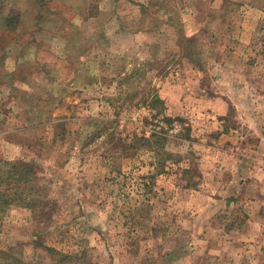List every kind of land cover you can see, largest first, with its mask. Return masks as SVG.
Wrapping results in <instances>:
<instances>
[{
  "label": "rangeland",
  "instance_id": "rangeland-1",
  "mask_svg": "<svg viewBox=\"0 0 264 264\" xmlns=\"http://www.w3.org/2000/svg\"><path fill=\"white\" fill-rule=\"evenodd\" d=\"M141 2L0 0V174L34 163L44 201L3 229L63 264H171L192 246L171 207L218 190L222 150L264 145V0H162L157 21Z\"/></svg>",
  "mask_w": 264,
  "mask_h": 264
},
{
  "label": "crops",
  "instance_id": "crops-1",
  "mask_svg": "<svg viewBox=\"0 0 264 264\" xmlns=\"http://www.w3.org/2000/svg\"><path fill=\"white\" fill-rule=\"evenodd\" d=\"M115 1L117 5L126 2L130 5L144 6L141 0L134 3H131V0ZM163 5L162 0H158L156 6L159 11L156 12L154 21L161 19L163 14H160V8ZM195 37L198 36H193ZM193 38L185 36L186 40ZM191 51L189 52L193 54ZM87 75L88 73H85V77ZM67 84V87H71L82 85L83 82L80 76H75ZM251 145L250 143L241 145L236 149L238 152L222 150L225 170L218 183L220 185L218 190L187 191L184 193L188 199L185 205L171 207L173 222L170 224L171 227L188 231L191 239L189 243L192 242L190 247L194 245L193 250L187 246L185 250L184 246L171 249L169 254L171 264L179 262L188 264L191 257L194 264H264V152L260 154L262 149L264 150V145L259 148L255 146L260 152L255 154L258 156L253 155ZM19 161L5 160V163L17 164ZM38 209V206L31 208L12 205L0 217V243L5 244L0 245V250L9 258L4 260L0 257V264L57 263L50 254V250H55V247L44 238L37 241L34 234L15 235L9 228L3 229V224L6 225L12 212L25 213L26 219H29V215L36 213ZM25 224L28 225V222ZM17 245L25 249L24 254L15 253ZM158 253L151 264H165L164 261H169L168 257L163 258L158 256Z\"/></svg>",
  "mask_w": 264,
  "mask_h": 264
},
{
  "label": "trees",
  "instance_id": "trees-1",
  "mask_svg": "<svg viewBox=\"0 0 264 264\" xmlns=\"http://www.w3.org/2000/svg\"><path fill=\"white\" fill-rule=\"evenodd\" d=\"M4 17V16H3ZM17 21L14 17H6L1 19L0 24L4 26L3 28H8V26L15 27ZM189 41H192L190 39ZM155 98V101L163 102L161 98ZM162 139L161 137L159 138ZM7 163H5L6 165ZM38 182V171L36 165L34 163L30 164L27 162H18L17 164L11 165V168L7 172V176H1L0 174V217H2L7 209L12 205L18 206H28V207H36L39 205H43L44 201H41L40 198L36 197L35 194L37 193L36 190L38 189L37 186ZM45 216V214H43ZM50 218V216H49ZM1 226V221H0ZM56 250L51 249L50 254L55 261L56 264H63L64 258L60 260L57 259ZM0 257L4 260L9 259L7 254L0 250ZM77 255L69 257L70 260L75 259ZM79 264H91V260H87L84 262L83 259L77 257Z\"/></svg>",
  "mask_w": 264,
  "mask_h": 264
}]
</instances>
